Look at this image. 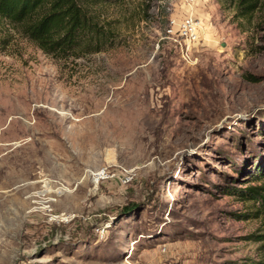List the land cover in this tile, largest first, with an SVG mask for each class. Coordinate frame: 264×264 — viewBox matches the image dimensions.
Returning a JSON list of instances; mask_svg holds the SVG:
<instances>
[{
	"label": "rangeland",
	"instance_id": "rangeland-1",
	"mask_svg": "<svg viewBox=\"0 0 264 264\" xmlns=\"http://www.w3.org/2000/svg\"><path fill=\"white\" fill-rule=\"evenodd\" d=\"M81 2L113 37L79 58L0 21V264L263 261L260 207L225 190L262 184L264 0Z\"/></svg>",
	"mask_w": 264,
	"mask_h": 264
},
{
	"label": "trees",
	"instance_id": "trees-1",
	"mask_svg": "<svg viewBox=\"0 0 264 264\" xmlns=\"http://www.w3.org/2000/svg\"><path fill=\"white\" fill-rule=\"evenodd\" d=\"M233 1L236 15L243 17L254 12L260 0ZM0 21L13 25L42 53L57 59L98 53L113 37L110 23L100 24L81 0H0ZM248 178L261 180L262 184L243 189L228 187L225 193L257 203L264 224V152L252 165ZM255 240L263 242L264 249V233ZM252 264H264V260Z\"/></svg>",
	"mask_w": 264,
	"mask_h": 264
},
{
	"label": "built area",
	"instance_id": "built-area-1",
	"mask_svg": "<svg viewBox=\"0 0 264 264\" xmlns=\"http://www.w3.org/2000/svg\"><path fill=\"white\" fill-rule=\"evenodd\" d=\"M187 5L192 9L195 0H177ZM170 32L175 37L174 43L177 45L181 57H189L190 51L199 43L205 42L203 37L202 21L192 12L185 14V16L172 21ZM100 178H108L109 176L102 171L97 175Z\"/></svg>",
	"mask_w": 264,
	"mask_h": 264
},
{
	"label": "bare ground",
	"instance_id": "bare-ground-1",
	"mask_svg": "<svg viewBox=\"0 0 264 264\" xmlns=\"http://www.w3.org/2000/svg\"><path fill=\"white\" fill-rule=\"evenodd\" d=\"M124 263V262H123Z\"/></svg>",
	"mask_w": 264,
	"mask_h": 264
}]
</instances>
